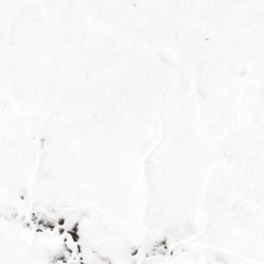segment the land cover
<instances>
[{"label":"snow or ice","instance_id":"snow-or-ice-1","mask_svg":"<svg viewBox=\"0 0 264 264\" xmlns=\"http://www.w3.org/2000/svg\"><path fill=\"white\" fill-rule=\"evenodd\" d=\"M0 264H264V0H0Z\"/></svg>","mask_w":264,"mask_h":264}]
</instances>
